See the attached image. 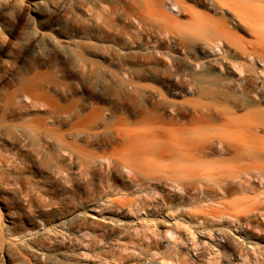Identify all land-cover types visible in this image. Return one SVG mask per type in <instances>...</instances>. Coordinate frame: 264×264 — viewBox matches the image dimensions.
I'll use <instances>...</instances> for the list:
<instances>
[{"label":"rangeland","instance_id":"obj_1","mask_svg":"<svg viewBox=\"0 0 264 264\" xmlns=\"http://www.w3.org/2000/svg\"><path fill=\"white\" fill-rule=\"evenodd\" d=\"M183 1L256 40L231 24L226 7ZM225 1L252 15L264 44V0ZM172 3L0 0V264H45L42 253L54 264H264V154L187 164L181 153L183 143L199 144L183 129L195 120L186 101L197 95L180 75L185 67L178 75L171 63L199 73L195 64L210 53L191 47V60L176 46L169 55L170 18L199 25ZM213 54L219 72L224 57ZM226 66L235 84L240 77ZM254 82L258 104L235 117L243 124L254 116L260 128L238 130L240 139L264 150V93ZM29 130L41 134L39 144ZM225 167L251 176H222ZM120 199L135 206H109Z\"/></svg>","mask_w":264,"mask_h":264},{"label":"bare ground","instance_id":"obj_2","mask_svg":"<svg viewBox=\"0 0 264 264\" xmlns=\"http://www.w3.org/2000/svg\"><path fill=\"white\" fill-rule=\"evenodd\" d=\"M209 1L214 10L218 9L219 7L221 8V6L226 7L230 12L233 13V21L231 22V24L249 32L251 35L256 37V40L246 41L239 37L238 34L229 26V20L225 16H222L219 20H215L209 15L198 16L195 12L186 7L183 0H173L172 8L173 10H176L178 16H189L192 18H196L199 20V25H185L178 23V17L170 18L169 28L166 32L168 37L167 51L168 53H170L169 55H173L176 46L180 47L181 51L184 52L188 59L191 60H193L192 57L194 54L193 52L188 51L191 47L194 48L195 54L204 52L210 53L206 54L205 57L202 58L206 59L203 65L195 64L196 68H202V72L199 73L195 70L192 71L191 67L181 60L179 61L180 65L174 62L171 63V67L173 70L175 67L174 73L176 72L178 75L180 68L183 66L185 67L183 72L182 70H180L182 73L180 75H182V77H184L185 79L187 90L191 92V94L194 93L197 95V99L186 101L189 107L192 108L195 120H193L192 123H188L184 126V132L188 135L197 136L199 138V144L190 145L187 143H183L182 145L181 153L183 154L185 162L187 164L194 162V160H197V158L203 155H218L223 162L227 163V160H225L224 157L232 155L233 158L238 159L240 151L243 152V157L249 159L253 155L264 154V150L262 148H259L255 143L256 141L254 142L252 138H249L248 141H242L240 139V132L238 130H256L260 128L256 119L253 118L254 116H252V121H244L243 124L237 123V117H235V114L238 110H240L241 108L246 109L249 106V103H251L252 101L254 102L253 105L258 104L257 97L261 96L259 91L260 88L258 89L254 86V81L256 78L261 79V92L264 93V44L259 37L258 25L253 21V19L250 18V16H252L251 14L247 13L246 10H242V8L240 9L236 5L230 4L228 1ZM141 3L139 5H142ZM139 7L141 8V6ZM138 13H140V11ZM234 20H237L238 23H234ZM186 31L192 32L193 37L188 38L185 34ZM226 45L234 48L233 55L230 56L223 50ZM212 51H214L215 54L224 57L223 59H221V62H224V64L219 67V72H216L212 68L213 66H215L213 65V62H215V60L211 59V56L214 55V52ZM258 60L263 63V67L258 66ZM227 63H229V68H231V70L240 77V79L237 80L235 84L232 78H230L228 75V67L226 66ZM178 75L176 77H178ZM234 85L235 88L233 87ZM203 98L207 99V101H203ZM214 99L221 100L216 101ZM33 103H35V101ZM33 103H31V105H33ZM46 113L48 114V112ZM242 118L250 119L251 116L249 114H246ZM43 119H45V117ZM216 119L220 120L221 123L219 125L211 123L212 120ZM230 128H233V130ZM24 134L27 138L34 141L36 144H39L41 140V134L39 132L29 130ZM62 139L63 137H61V140ZM57 147L60 150L65 149V146L61 143H58ZM191 156H193L194 158L192 159ZM250 171L252 170L244 169L243 167H225L223 172L224 175L222 176H233L234 179H239V176H251ZM261 171L262 172L259 171L261 173H259V176H264V169H261ZM201 175L215 176L213 174L205 172H203ZM240 183L242 186L244 183H249V181L245 180L241 181ZM227 190L231 191L232 185L228 186ZM108 204L112 208H122L124 206L131 208L135 206V201H121L120 199L118 201H110V203ZM137 209L138 211H140L142 208L140 209L139 207H137ZM42 213L43 212H41V214ZM58 226L60 230L64 229V226L62 227L60 223ZM173 235L174 234L172 233L171 236ZM71 243L72 239L68 237V241L66 244L68 245ZM40 255L42 256V259L45 258V260H48L47 262L45 261V264H54L53 261H49L50 255L45 253H42Z\"/></svg>","mask_w":264,"mask_h":264}]
</instances>
